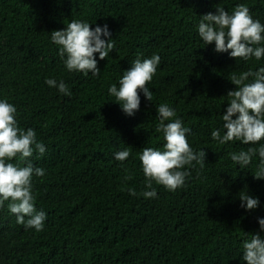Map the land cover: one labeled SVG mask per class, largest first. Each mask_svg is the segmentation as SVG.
<instances>
[{"label":"trees","instance_id":"16d2710c","mask_svg":"<svg viewBox=\"0 0 264 264\" xmlns=\"http://www.w3.org/2000/svg\"><path fill=\"white\" fill-rule=\"evenodd\" d=\"M240 4L264 25V0H0V100L16 107L18 127L32 128L46 149L41 155L33 145L28 158L45 173L32 178L43 230L18 224L5 201L0 264H246L243 243L264 218V179L254 178L258 154L243 167L230 154L259 148L264 138L221 144L211 133L225 134L226 94L236 87L230 77L264 67V56L235 60L198 33L202 15L217 7L231 15ZM71 20L108 25L114 48L104 60L94 54L99 75L68 71L51 41ZM153 55L160 63L146 85L152 101L140 92L139 111L128 116L109 88H119L137 58ZM49 78L71 95L49 87ZM164 103L191 130L193 152H206L203 167L193 161L181 169L190 175L175 191L155 181L147 188L139 159L143 148L164 150L156 131ZM124 150L130 156L116 160ZM153 189L154 198L142 195ZM241 191L258 198L256 209L241 207Z\"/></svg>","mask_w":264,"mask_h":264},{"label":"clouds","instance_id":"9594fccd","mask_svg":"<svg viewBox=\"0 0 264 264\" xmlns=\"http://www.w3.org/2000/svg\"><path fill=\"white\" fill-rule=\"evenodd\" d=\"M198 24V33L206 45L215 44L216 52H228L230 58L235 60H248L255 57L259 60L264 56V47H260L264 41V25L259 20H254L250 15V9L244 5H237L233 13H229L222 7H217L215 13L209 12L201 16ZM107 39H101V37ZM111 33L108 25H97L94 29L87 22L71 20L62 30L51 32V41L59 46V55L64 61L68 71L83 72L93 76L99 75L97 59L94 54L99 53V59L104 60L114 48L111 42ZM160 63L159 55L150 58H137L129 70L124 71L119 80V88L111 85L109 94L114 96L122 111L128 116H133L140 107V92L145 98L152 101L153 93L146 86L156 73ZM249 77L253 81L246 83ZM230 81L235 85V90L227 92L230 98L226 112L222 114L223 129L225 134L221 136L220 130L212 131L214 140L225 144L229 141L239 140L244 144H255L264 138V67L253 72L251 70L233 74ZM49 87L58 88L64 95H71L67 85L55 79H46ZM159 118L157 132L163 133L164 150L143 148L139 159L146 177L147 188H152V182L164 186L169 191H175L182 187L188 171H181L193 161L202 167L206 158V152L200 150L194 153L186 139V134L191 130L183 126L180 119H174L176 113L166 103L156 109ZM16 107L0 100V207L5 201L12 214L17 217V223L25 228L43 230L46 214L37 211L32 195L33 176H43L44 169L34 167L28 159L35 150L41 155L45 152L42 143L36 140V132L32 128L27 130L18 127L15 118ZM235 117V118H234ZM169 121L168 123H165ZM260 157V165L255 179H264V144L259 148L250 147L247 151L231 153L230 158L240 166H247L255 155ZM130 156L128 150L115 153V159L124 161ZM18 157L17 164L7 161ZM24 166H20V164ZM130 179V177H125ZM131 195H136L133 189H129ZM145 198H154L156 191H145ZM241 207L246 210H254L259 205L258 198L252 197L247 192L239 193ZM27 218V219H26ZM260 226L259 232H254L250 240L243 243V260L246 264H264V238L260 232H264V218H257Z\"/></svg>","mask_w":264,"mask_h":264}]
</instances>
